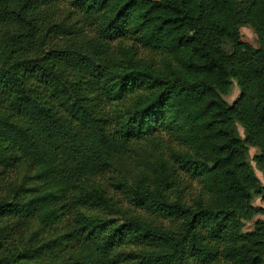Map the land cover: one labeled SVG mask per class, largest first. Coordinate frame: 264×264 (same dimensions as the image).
<instances>
[{
    "label": "trees",
    "instance_id": "1",
    "mask_svg": "<svg viewBox=\"0 0 264 264\" xmlns=\"http://www.w3.org/2000/svg\"><path fill=\"white\" fill-rule=\"evenodd\" d=\"M255 170L264 0H0V264H264Z\"/></svg>",
    "mask_w": 264,
    "mask_h": 264
},
{
    "label": "rangeland",
    "instance_id": "2",
    "mask_svg": "<svg viewBox=\"0 0 264 264\" xmlns=\"http://www.w3.org/2000/svg\"><path fill=\"white\" fill-rule=\"evenodd\" d=\"M242 35H243V37L245 39H248L251 42H255L256 41V36H255V34H254V32L252 31L251 28H248V27L243 28L242 29ZM238 96H239V89L236 86V84L234 83L233 84V88H232V92L229 95L224 96V99L226 100V102L228 104H232L238 98ZM239 131H240V134L243 135V131H242L241 128L239 129ZM256 153H257V150L256 149H253V148L250 149V160H251L250 162H252L253 165H254V163H253L252 159H253V157H254V155ZM255 173H256L257 177L261 181H264V176L262 175V173H260L257 170H255ZM255 205L256 206H259V207H262L263 206V204L261 203L260 200H256L255 201ZM257 219L258 220H264V215L258 216ZM252 229H253V224L252 223L246 225V227H245V231H250Z\"/></svg>",
    "mask_w": 264,
    "mask_h": 264
}]
</instances>
